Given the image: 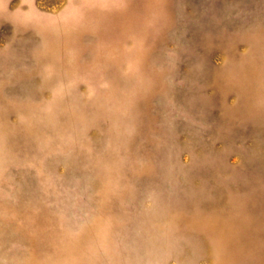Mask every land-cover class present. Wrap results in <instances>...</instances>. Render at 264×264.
I'll return each instance as SVG.
<instances>
[{
	"label": "rangeland",
	"instance_id": "1",
	"mask_svg": "<svg viewBox=\"0 0 264 264\" xmlns=\"http://www.w3.org/2000/svg\"><path fill=\"white\" fill-rule=\"evenodd\" d=\"M0 264H264V0H0Z\"/></svg>",
	"mask_w": 264,
	"mask_h": 264
}]
</instances>
